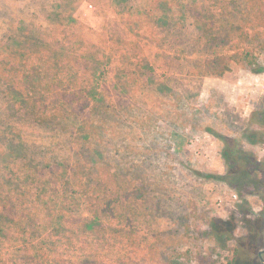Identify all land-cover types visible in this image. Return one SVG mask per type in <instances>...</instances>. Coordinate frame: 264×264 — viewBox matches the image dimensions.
Wrapping results in <instances>:
<instances>
[{
  "label": "trees",
  "instance_id": "trees-1",
  "mask_svg": "<svg viewBox=\"0 0 264 264\" xmlns=\"http://www.w3.org/2000/svg\"><path fill=\"white\" fill-rule=\"evenodd\" d=\"M90 1L0 0V257L11 253L14 263L25 256L36 264H90L95 255L66 254L72 250L69 213L79 220L77 231L104 225L113 231V219L126 221L131 204L146 198L142 186L132 188V168L114 169L113 134L138 118L147 100L158 104L174 92L151 62L134 63L143 52L137 43L125 63L136 65L134 71L124 69L121 53H104L95 43L80 51L84 41L76 32V14ZM109 2L119 17L137 14L151 27L155 38L143 35L158 43L157 55L200 57L206 52L205 60L190 61L200 65L202 75L223 77L231 71L233 49L222 47L231 29L216 25L211 6L223 7L226 0ZM248 2L257 7L256 26L264 29V0ZM117 43L124 47L127 37L121 35ZM243 56L249 66L257 65L253 52ZM112 62L123 68L121 90L113 98L101 90ZM217 136L225 144L222 155L229 171L226 177L208 178L240 190L249 184L262 190V179H252V173L257 168L264 175V163L256 165L234 141ZM222 222L213 225L217 239L236 240V219L223 227ZM245 226L251 235L256 223L246 220Z\"/></svg>",
  "mask_w": 264,
  "mask_h": 264
},
{
  "label": "rangeland",
  "instance_id": "rangeland-1",
  "mask_svg": "<svg viewBox=\"0 0 264 264\" xmlns=\"http://www.w3.org/2000/svg\"><path fill=\"white\" fill-rule=\"evenodd\" d=\"M109 1L91 0L92 5L79 8L76 32L84 41L80 51L95 43L104 53H121L124 69L134 71L136 65L125 63L137 43L143 52L134 63L151 62L174 94L158 104L147 100L149 105L140 110V116L113 134L114 169L132 168V188L142 186L146 198L131 204L126 221L113 219V231L105 225L77 231L74 224L79 220L69 213L73 219L66 221L67 237L72 250L66 254H84L87 259L95 255L97 262L90 264H263L264 186L259 190L249 184L240 190L208 178L226 177L229 171L222 155L225 144L217 135L234 141L256 165L264 163V71L256 70L264 68V29L255 24L257 7L248 0H226L223 7L211 4L216 25L231 29L232 35L223 36L227 42L222 47L227 52L232 48L230 53L236 58L229 73L212 77L202 75L200 65L190 63L205 60L206 52L200 57L175 52L157 55L158 43L148 42L143 35L154 39L151 27L137 14L119 17ZM137 23L142 30L134 27ZM121 35L128 41L122 48L117 43ZM248 51L256 58L254 67L243 60ZM121 64L113 66L112 62L107 84L101 85L112 98L113 92L121 90ZM256 169L252 179H262L264 185V175ZM234 218V236L241 245L215 236L216 221ZM246 220L256 223L251 235ZM237 249L240 255L235 256ZM3 253L0 264H36L25 256H18L14 263L11 253Z\"/></svg>",
  "mask_w": 264,
  "mask_h": 264
},
{
  "label": "flooded vegetation",
  "instance_id": "flooded-vegetation-1",
  "mask_svg": "<svg viewBox=\"0 0 264 264\" xmlns=\"http://www.w3.org/2000/svg\"><path fill=\"white\" fill-rule=\"evenodd\" d=\"M263 254H264V250L260 252V257H261V259H262V257H263ZM262 262H263V260H262ZM263 264H264V263H263Z\"/></svg>",
  "mask_w": 264,
  "mask_h": 264
},
{
  "label": "water",
  "instance_id": "water-1",
  "mask_svg": "<svg viewBox=\"0 0 264 264\" xmlns=\"http://www.w3.org/2000/svg\"><path fill=\"white\" fill-rule=\"evenodd\" d=\"M263 263H264V260H263Z\"/></svg>",
  "mask_w": 264,
  "mask_h": 264
}]
</instances>
